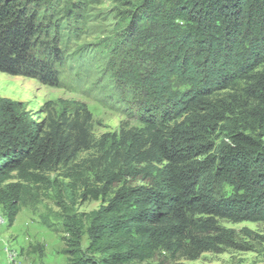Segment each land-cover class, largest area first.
<instances>
[{"label":"trees","instance_id":"obj_1","mask_svg":"<svg viewBox=\"0 0 264 264\" xmlns=\"http://www.w3.org/2000/svg\"><path fill=\"white\" fill-rule=\"evenodd\" d=\"M95 1L0 0V72L58 85L61 31ZM128 3L117 38L129 50L117 80L138 97L129 113L141 127L95 140L85 103L59 114L49 107V119L37 121L24 102L0 96L7 224L38 201L36 188L53 186L50 173L97 146L106 159L96 165L101 185L84 182L81 197L102 199L98 210L74 209L82 173H67L72 184L53 186L68 264H135L163 254L195 260L245 249L220 221L264 223V0ZM143 172L147 185L125 180Z\"/></svg>","mask_w":264,"mask_h":264},{"label":"rangeland","instance_id":"obj_2","mask_svg":"<svg viewBox=\"0 0 264 264\" xmlns=\"http://www.w3.org/2000/svg\"><path fill=\"white\" fill-rule=\"evenodd\" d=\"M128 0H96L89 5L84 18L75 23L70 31L64 24L63 58L55 64L59 75L58 85H45L35 78L11 75L0 72V96L25 103L37 121H47L52 108L55 114L73 111L79 103H85L93 114L92 132L95 140L104 134L117 133L122 129L139 128L135 114L136 96H128L127 87L117 80V73L126 60L129 48L121 46V27L124 16L130 11ZM129 88V87H128ZM127 108L128 111H127ZM126 110V111H125ZM220 136V135H219ZM224 137L221 135L217 141ZM102 150L95 146L81 152L69 167L60 168L50 177L57 186L72 184L67 173H82L83 180L75 191L77 196L74 209L81 213H91L100 208L102 199H82L89 186H99L96 165L104 167L106 159H100ZM143 166H140V168ZM139 169V167H138ZM140 170V169H139ZM128 184L139 186L150 182L144 172L125 176ZM117 184L113 186V189ZM50 183L35 189L38 201L31 200L9 227L5 218L1 223L0 264H68L63 253L66 247L65 234L55 220L63 209L59 206L58 192ZM46 218L53 227L42 223ZM4 223V224H3ZM220 224L236 230L237 241L245 249L227 248L220 253L205 252L195 260L169 258L158 255L156 258L135 264H264V223L244 221L232 223L221 220ZM87 236L83 240L86 246ZM16 253L10 260L8 253Z\"/></svg>","mask_w":264,"mask_h":264},{"label":"bare ground","instance_id":"obj_3","mask_svg":"<svg viewBox=\"0 0 264 264\" xmlns=\"http://www.w3.org/2000/svg\"><path fill=\"white\" fill-rule=\"evenodd\" d=\"M5 221V218L2 216V214H0V227H1V223ZM4 224V223H3ZM1 229V228H0ZM1 231V230H0ZM1 233V232H0ZM8 256L10 258V260H13L16 257V253L9 251Z\"/></svg>","mask_w":264,"mask_h":264}]
</instances>
